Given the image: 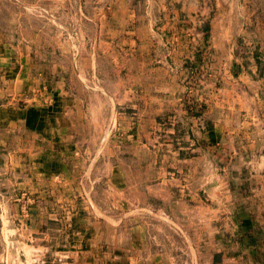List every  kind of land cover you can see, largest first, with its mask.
Wrapping results in <instances>:
<instances>
[{
  "label": "crops",
  "instance_id": "obj_1",
  "mask_svg": "<svg viewBox=\"0 0 264 264\" xmlns=\"http://www.w3.org/2000/svg\"><path fill=\"white\" fill-rule=\"evenodd\" d=\"M97 1L98 53L75 46L81 0L57 8L81 15L71 49L21 58L17 89L1 73L0 234L33 264H264L258 10L232 0L218 24L201 6ZM202 46L231 63L227 85L198 84Z\"/></svg>",
  "mask_w": 264,
  "mask_h": 264
},
{
  "label": "rangeland",
  "instance_id": "obj_2",
  "mask_svg": "<svg viewBox=\"0 0 264 264\" xmlns=\"http://www.w3.org/2000/svg\"><path fill=\"white\" fill-rule=\"evenodd\" d=\"M83 2L86 4L83 10V19L89 22V26L87 27L86 24L85 26L89 29L90 41L87 44L84 39V43L78 41L79 43H76L75 46L77 50H82L84 55L98 53V46L94 45L91 37H94L96 22L100 17L98 6L103 4L104 1L83 0ZM238 2L241 4L247 3L251 9L258 10L259 17L264 22V0H235V3ZM167 3L181 8L184 7L185 12H193L194 8L197 10L201 6L203 17H218L221 19L218 24H221L223 19V22L226 20L225 11L226 9L227 12L230 10L229 7L232 0H168ZM66 4H71L73 7L79 6L81 0H0V80L3 79H1V73L5 72L8 73L6 75H12L13 81H9L8 85L17 89L20 87L21 81L14 78L12 70H17L21 64L25 65V69L31 68L34 64L32 61L22 62L21 58L29 56L31 58L40 57L41 54L50 52L51 46L56 49L55 51L60 52H66L69 48L71 49V46L67 49V46L60 44L61 40L59 39L67 37L66 33L77 36L76 31H78V28L76 30L74 24H78L77 19L81 15L75 14L74 10L69 14H57L59 11L57 8ZM60 23H70L72 25L71 28L62 30L59 27ZM201 54L200 70L203 77H201L200 83L203 82V84H198L205 86V79L209 80V75L215 71L218 74V79L214 82H217L218 85L219 83H226L227 85L230 80L228 79L229 76L233 75L231 63L226 59L217 61L207 52L204 46H202ZM89 64L91 65L89 62L83 61L82 66H89ZM22 69L24 70V66ZM88 79L89 81L93 80V78L89 77ZM20 80H22L21 77ZM73 81L77 86V78L73 77ZM90 143L93 144L94 142ZM158 228H161V225ZM163 228L166 227L164 226ZM14 236L7 232L0 234V264H33L31 259H29V253L20 247L17 243V238Z\"/></svg>",
  "mask_w": 264,
  "mask_h": 264
},
{
  "label": "trees",
  "instance_id": "obj_3",
  "mask_svg": "<svg viewBox=\"0 0 264 264\" xmlns=\"http://www.w3.org/2000/svg\"><path fill=\"white\" fill-rule=\"evenodd\" d=\"M202 32H203V36H204L205 41H208V39L210 37V24H209V22H207V23H205L203 25ZM243 178H245L244 174H243ZM245 186L246 185L243 183L242 186H240V187H242L243 189H245L246 188ZM220 258L221 257L219 255H216L214 257V263L215 264H220V261H221Z\"/></svg>",
  "mask_w": 264,
  "mask_h": 264
}]
</instances>
